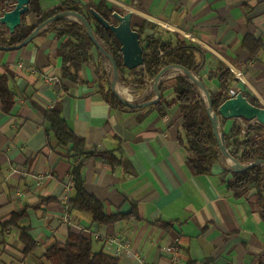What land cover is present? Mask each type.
Instances as JSON below:
<instances>
[{"label":"crops","instance_id":"crops-1","mask_svg":"<svg viewBox=\"0 0 264 264\" xmlns=\"http://www.w3.org/2000/svg\"><path fill=\"white\" fill-rule=\"evenodd\" d=\"M63 1L42 0L41 7L52 10ZM105 1L131 16L132 26H146L147 35L201 47L205 74L222 66L235 75L227 100L247 93L264 109V0ZM27 20L37 24L32 15ZM42 33L20 50L0 49V78H7L16 95L9 114L0 100V264H47L44 253L65 243L72 229L118 264H264V201L252 187L235 188V174L220 155L212 156L186 134L174 92L163 93L164 116L125 108L92 65L73 63L59 53L54 34ZM65 69L79 80L66 79ZM207 85L215 94L220 89L218 79ZM134 87L141 94L137 102L153 96L152 83L146 91ZM124 96L133 99L131 89ZM57 104L89 150L119 159L116 167L87 161L83 173L85 189L102 201L106 214L125 218L103 225L88 212L72 210L71 224L62 221L71 162L44 118ZM225 112V133L235 122L256 124ZM194 155L210 163V173L194 170ZM45 198L52 199L43 203ZM24 208L19 224L6 227ZM21 227H30L36 241L29 255ZM109 236L120 238L125 249L117 254L106 243ZM169 245L178 248V260L166 251Z\"/></svg>","mask_w":264,"mask_h":264},{"label":"trees","instance_id":"trees-1","mask_svg":"<svg viewBox=\"0 0 264 264\" xmlns=\"http://www.w3.org/2000/svg\"><path fill=\"white\" fill-rule=\"evenodd\" d=\"M41 1L31 0L30 11L22 17V25L14 34H10L5 26L0 27V47L9 48L21 44L40 25L60 13L83 14L91 22V27L97 38L113 56L121 74L122 85L125 87L136 85L141 90L146 91L163 68L179 64L199 76L207 88V82L218 79L220 89L216 94L208 88L216 110L233 94L230 88L236 82L235 75L222 66H219L216 72L205 74V51L201 47L178 38L176 40H164L158 34L147 35L146 26L133 25V29L140 34L141 45L144 49V67L132 71L127 70L123 66L120 43L110 30H106L100 25L92 13L94 10L110 24L117 25L118 22L113 16L117 12V8L111 6L105 0H64L58 7L48 11L42 9ZM15 3L16 0H0V17L7 4L14 5ZM30 15L37 20L36 25H29L27 19ZM48 34H54L55 38L61 41L59 53L73 63L92 65L98 79L105 86L110 87L112 80L111 68L108 66L107 60L97 51L83 25L72 20H60L53 23L42 33V35ZM64 77L75 82L79 80L68 69L64 70ZM161 90L163 93L167 90L174 92L180 105V113L183 119L182 128L186 134L212 156H219V147L212 131L206 104L198 88L188 78L178 76L163 82ZM244 97L252 105L260 107L257 101L247 93H244ZM15 99L16 95L9 88L7 78L1 77L0 100L3 113L9 114L11 112L15 105ZM148 110L150 112L157 111L164 116L163 100L157 105L148 107ZM44 118L50 124L48 134L52 133L54 135L58 147L68 150L66 158L71 162L70 177L74 182V192L67 200L70 209L88 212L92 215L94 222L103 225L125 218L126 216L121 214H106L102 201L85 189L83 173L87 161H101L104 164L116 167L120 164L119 159L113 153H102L95 149L89 150L85 140L77 137L63 119L60 104L45 112ZM225 139L230 153L241 163L258 159L264 160V125L256 123L255 125L243 127L235 122L230 131L225 133ZM204 156L213 161L206 153H204ZM190 164L199 174L211 172L210 163H207L198 155L190 158ZM234 174L233 186L235 188L246 189L252 187L264 201V167L258 166ZM51 199L45 198L42 202H49ZM25 216L26 208L14 213L5 226H17ZM21 240L25 245L24 254L33 253L36 249V241L31 235L30 227H21ZM43 259L47 264H118L119 262L117 257L103 251L95 252L92 239L73 229L69 231L67 241L54 245L44 253Z\"/></svg>","mask_w":264,"mask_h":264},{"label":"water","instance_id":"water-1","mask_svg":"<svg viewBox=\"0 0 264 264\" xmlns=\"http://www.w3.org/2000/svg\"><path fill=\"white\" fill-rule=\"evenodd\" d=\"M30 3L31 0H16V3L14 5L7 4L5 10L2 13V16L0 17V27L5 26L10 34H14L16 30L22 25V17L30 11ZM92 13L96 20L100 23V25L106 30H110L120 43L123 66L129 71L144 67V49L141 45L139 32L133 29L132 17L115 12L113 16L117 20L118 24L114 25L107 22L94 10L92 11ZM60 20H72L84 26L89 38L94 43L97 51L107 60L108 66L111 68L112 80L110 88L112 91V95L120 105L131 110H143L161 103V101L163 100L161 85L163 82H165L167 76L170 73L176 72V77L183 76L188 78V80L192 84H194L200 91L206 104L214 137L216 138V141L218 143L219 155L225 161L228 170L232 171L233 173H239L258 166L264 167L263 159L254 160L248 163H241L230 153L226 145L225 130L223 124V119L229 116L225 111L230 109L232 110L230 117H243L248 121H254L257 124L264 125L263 108L252 105L246 97H244L242 94H238L236 99L227 100L220 105L218 110H216L211 93L206 85L202 82L201 78L189 71L186 67L179 64L169 65L163 68L157 74L152 82L153 97L151 99H149L151 97L149 96L140 102H131L129 100H126L119 93L122 90V82L118 65L115 62L113 56L107 51L106 47L95 35L89 19L83 14L71 12L60 13L40 25L37 30L21 44L9 48L0 47V49L8 51L20 50L31 44L53 23Z\"/></svg>","mask_w":264,"mask_h":264},{"label":"built area","instance_id":"built-area-1","mask_svg":"<svg viewBox=\"0 0 264 264\" xmlns=\"http://www.w3.org/2000/svg\"><path fill=\"white\" fill-rule=\"evenodd\" d=\"M73 189H74V182L72 180H70V183L65 187V195H64L66 202H65V212L63 214L62 221L65 224H71V221H72V215H71L72 210L67 205V200L71 196V192ZM106 243H108L113 248H115L117 251V254H119V252H122L125 249L123 242L117 236L107 237ZM165 249L172 256L171 258L173 260H175V261L178 260V248L175 245H169ZM141 264H148V263L143 261V262H141Z\"/></svg>","mask_w":264,"mask_h":264},{"label":"rangeland","instance_id":"rangeland-1","mask_svg":"<svg viewBox=\"0 0 264 264\" xmlns=\"http://www.w3.org/2000/svg\"><path fill=\"white\" fill-rule=\"evenodd\" d=\"M122 89H124L125 91L131 89V96H133V99H132V97L130 99V97H126V96L123 95V97L126 100H129V101L131 100L133 102H137V101H135V100H138V99H136V97L138 96L137 98H139V96H141L140 92L137 91V90H139V88H137V90H135L136 88L134 86L133 87H124V86H122ZM132 90H134V91H132Z\"/></svg>","mask_w":264,"mask_h":264},{"label":"bare ground","instance_id":"bare-ground-1","mask_svg":"<svg viewBox=\"0 0 264 264\" xmlns=\"http://www.w3.org/2000/svg\"><path fill=\"white\" fill-rule=\"evenodd\" d=\"M120 95L123 97V95H124V90H121L120 92ZM124 98V97H123Z\"/></svg>","mask_w":264,"mask_h":264}]
</instances>
